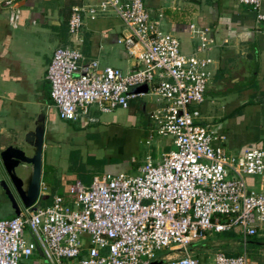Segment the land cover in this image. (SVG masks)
I'll return each instance as SVG.
<instances>
[{
  "label": "built area",
  "instance_id": "1",
  "mask_svg": "<svg viewBox=\"0 0 264 264\" xmlns=\"http://www.w3.org/2000/svg\"><path fill=\"white\" fill-rule=\"evenodd\" d=\"M239 2L264 23L262 0ZM1 4L16 28V0ZM107 13L123 23L126 34L116 42L137 62L127 72L101 69L95 61L85 62L77 49L57 48L45 78L58 118L77 121L91 106L104 114L126 110L138 96L136 89L146 87L163 104L149 116L155 127L146 143L155 133L173 149L158 163L147 157L136 175H96L89 185L75 180L67 190L70 200L54 195L49 205L36 203L0 219V264H24L37 249L48 264H149L164 250L176 255L164 264H200L190 248L208 234L232 231L246 241L264 225V189L251 190L245 182L246 176L264 174L263 151L227 154L215 144L224 136L201 120L213 61L199 54L209 49V40L193 30L200 45L183 54L179 39L160 28L143 0L74 7L68 32L76 35L85 18ZM209 264H248V256L217 251Z\"/></svg>",
  "mask_w": 264,
  "mask_h": 264
},
{
  "label": "crops",
  "instance_id": "2",
  "mask_svg": "<svg viewBox=\"0 0 264 264\" xmlns=\"http://www.w3.org/2000/svg\"><path fill=\"white\" fill-rule=\"evenodd\" d=\"M1 1L0 152L14 146L15 140L22 137L39 116L44 117L38 204L42 205L48 197L51 202L54 195H60V190L67 193L68 187L80 180L71 170L72 152L78 154L75 161L85 170L83 181L80 180L85 185L99 172L101 175H136L147 157L158 163L161 157L155 153L148 154L143 161L132 156L137 152L146 125L150 128L155 125L149 116L162 107V102L156 98L145 100L151 94L143 91L129 102L125 111L120 109L102 115L96 106H91L77 121H62L53 106L45 78L52 54L59 47L79 50L85 62L95 61L101 69L113 67L123 72L133 69L137 60L116 42L126 34L121 20L114 13L100 15L95 20L85 18L79 33L72 35L67 27L72 8L94 5L100 0H16L20 19L17 27L12 28ZM143 2L160 28L179 39L183 54L196 52L200 40L193 30L200 31L209 40L206 53L210 57H206L213 61V79L199 110L202 122L224 136L223 141L215 144L231 155L249 149H260L264 153V23L256 22V13L239 0ZM260 12L264 14V0ZM52 146L60 149L62 156L46 158L44 151ZM53 152L57 156L56 150ZM45 166L49 167L47 172ZM245 182L251 190H263L264 174L246 176ZM7 187L13 190L11 185ZM255 239L257 243L251 244L250 254L256 258L248 259V264H264L262 228ZM241 243L244 248L231 238L212 242L206 237L193 244L190 252L200 264H209L213 259L209 250L233 251L234 254H225L236 256L246 251V241L242 239ZM174 257L176 255L164 250L156 260Z\"/></svg>",
  "mask_w": 264,
  "mask_h": 264
},
{
  "label": "water",
  "instance_id": "3",
  "mask_svg": "<svg viewBox=\"0 0 264 264\" xmlns=\"http://www.w3.org/2000/svg\"><path fill=\"white\" fill-rule=\"evenodd\" d=\"M247 58H252V55L249 54ZM143 91H147L146 87L137 88L135 92ZM44 137V117L41 115L22 137L15 140L14 146H9L0 152V160L6 176L24 208L35 205L40 197ZM19 166L28 169V174L24 179L15 172ZM2 186L6 190L7 198L12 203L15 216H18L20 214L19 205L5 182H2ZM37 252L42 256L39 249ZM149 264H164V261L155 260Z\"/></svg>",
  "mask_w": 264,
  "mask_h": 264
},
{
  "label": "rangeland",
  "instance_id": "4",
  "mask_svg": "<svg viewBox=\"0 0 264 264\" xmlns=\"http://www.w3.org/2000/svg\"><path fill=\"white\" fill-rule=\"evenodd\" d=\"M198 43H199L198 44V46H199L200 42H198ZM206 56L210 57V55L207 54L206 52H205V54H199V57H206ZM211 69H212V66H211ZM210 82H211V80H210ZM210 82H209L208 86L210 85ZM205 97H206V94L204 95V98ZM152 99H155V97L153 95L148 96V97L145 98V100H152ZM117 110H120V109H116L113 112L108 113V114H104V113H101V114L102 115H109V114L114 113ZM67 123H72V122H67ZM154 127H155V125H152L151 128L146 125L145 129L143 130V132H141V135H140V141L141 142L138 143L137 152L136 151L133 152V156H132L137 161L145 160V157L148 154H152L153 155L155 153L157 156L159 155V157H161L160 154L162 155V153L168 152L169 150L173 149L169 145V141H168L167 138L158 136L155 133H153L154 134V138H153V141L151 142V144H147L146 143L147 136L150 134V131L153 130ZM62 149L65 150L66 148L63 147ZM55 150H56L57 156L53 152ZM44 154L46 155V158L50 157L51 159L59 158L60 154L62 156V153L60 152V149H57L56 147H53V146L50 147L49 149H46V151H44ZM42 155H43V151H42ZM0 164H1L0 165V219H9V218H12L13 216H15V214H14V210L12 208V203L7 198L6 190H4V188L2 186V182H5L6 185H8V186L11 185V183L7 179L8 177H6V175L4 174V168L2 167V163L1 162H0ZM44 168H45L44 171H46V172L49 170L48 166H45ZM15 172H16V174L19 177H22L24 179L27 176V174H28V169H25V168H22L21 166H19L18 168H16ZM100 173L101 172H99L98 175H101ZM9 191L11 192L12 196L14 197L16 203H18L20 211H23L24 207L22 206V204H21V202H20V200L18 198V195L15 192V190H9ZM40 193H41V191H40ZM59 194L62 195L66 200H70L71 199V196L68 193H65L63 190H60ZM262 231L264 233V225L262 226ZM228 237L231 238L232 240L239 241L240 247L244 248V244L241 243L242 242V238H241V236L239 234H235L234 237H231V236H225L224 234L210 233L207 236V238L210 241H212V242H214V241H224V240L229 239ZM25 238H26V240H30V236L27 233L25 234ZM200 242H198V243H200ZM195 244H197V243H195ZM252 246L253 245H251L249 243H247L245 245L246 253H247V256H248L249 260L256 258L254 255L250 254ZM218 251H221V250H218ZM216 252H217L216 248L209 250V254L212 255V257L214 256V254ZM225 252H226V250H224V253ZM227 253L228 254H234L235 252L230 251V252H226V254ZM24 264H48V263L46 262V260L43 257H40L35 252L34 255L32 257H30L29 260L24 262ZM64 264H66V263H64Z\"/></svg>",
  "mask_w": 264,
  "mask_h": 264
},
{
  "label": "trees",
  "instance_id": "5",
  "mask_svg": "<svg viewBox=\"0 0 264 264\" xmlns=\"http://www.w3.org/2000/svg\"><path fill=\"white\" fill-rule=\"evenodd\" d=\"M71 157H72V168H71V170H72V172L73 173H75V175L81 180V181H83V176L85 175V170H84V168H83V166H79V165H77V163H76V161L75 160H77L78 159V154L76 153V152H72V154H71ZM45 203V204H44ZM42 202L41 204L42 205H49L51 202H50V197H48L47 199H46V202ZM222 234H231V235H233V234H236V233H234V232H226V233H222ZM257 236H255V237H252V238H248L247 240H246V243H249V244H255V243H257V239H255ZM229 256V255H228ZM237 256V255H236Z\"/></svg>",
  "mask_w": 264,
  "mask_h": 264
}]
</instances>
